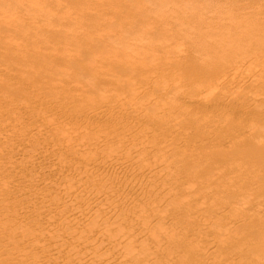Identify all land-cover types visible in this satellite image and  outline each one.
I'll use <instances>...</instances> for the list:
<instances>
[{"label":"bare ground","instance_id":"bare-ground-1","mask_svg":"<svg viewBox=\"0 0 264 264\" xmlns=\"http://www.w3.org/2000/svg\"><path fill=\"white\" fill-rule=\"evenodd\" d=\"M260 1L0 0V264H264Z\"/></svg>","mask_w":264,"mask_h":264},{"label":"rangeland","instance_id":"rangeland-1","mask_svg":"<svg viewBox=\"0 0 264 264\" xmlns=\"http://www.w3.org/2000/svg\"><path fill=\"white\" fill-rule=\"evenodd\" d=\"M71 0H30V2H28V4H26V5H24V6H22L21 8H20V10H22V11H30V5L32 4L33 5V8H34V10H36V11H47V12H50L51 14L52 13H56V12H59V11H66V10H68L69 9V4H68V2H70ZM72 1H74V0H72ZM152 1V3L153 2H155V1H157V0H150V2ZM218 1V0H217ZM222 1H225V2H227V0H222ZM231 1V0H230ZM150 2H148V4H151ZM228 2H229V0H228ZM260 2H262V3H264V1L263 0H261ZM9 9H11L12 11H15L17 8H16V6H11V8H9ZM138 10L140 9V7L139 8H137ZM5 15L6 14H1L0 15V17H2V18H5ZM182 17H181V16ZM36 16H38V18H39V16L40 15H38V14H36ZM178 17H181V18H183L184 20H186V19H188L190 16H188V14L186 15L185 14V16L183 15V14H178L177 15ZM191 18V17H190ZM40 19V18H39ZM189 20V19H188ZM202 42V43H201ZM201 42H199V44H201V45H199V44H197L196 43V47H194V51H197V50H199V48L201 49L202 48V44L204 43V41H201ZM205 43L207 44V45H209V48H210V43H207L206 41H205ZM204 43V44H205ZM204 44H203V48H202V50L203 49H208L207 47V45L205 44V48H204ZM195 45V44H194ZM197 45H199V46H197ZM207 46V47H206ZM182 47H184V46H182ZM198 47V48H197ZM196 48H197V50H196ZM211 63V62H210ZM212 64V63H211ZM211 64H209V63H207L206 65L207 66H205L204 65V67H205V69L208 67H210V68H212V66H214L215 67V65H214V63H213V65H211ZM211 65V66H210ZM207 68V69H208ZM152 72H154V73H156V72H161V69L160 68H155V69H153L152 70ZM252 86H253V84H252ZM207 96V94H204V97H206ZM202 97H203V95H202ZM182 98V97H181ZM181 98H179V100L178 101H180V104L182 103L181 101H184V103H187L186 102V100L183 98L182 100H181ZM178 101H177V103H178ZM183 103V104H184ZM208 166H206V165H202V166H206V167H201L202 168V174H208V173H210V172H216V169H217V164H213V163H210V164H207ZM201 166V165H200ZM210 166H211V168H210ZM199 169H201L200 167H198ZM206 168H208V169H206ZM212 168H214L213 170H212ZM212 170V171H211ZM215 170V171H214ZM200 171V170H199ZM47 173V172H46ZM52 174V175H51ZM55 174H56V172H54V176H53V173L51 172L50 173V176H51V178H52V180L53 179H55L56 177H57V175L55 176ZM233 174V175H232ZM235 174H236V172H234V171H232V173H230V175L227 177V178H229V177H234L235 176ZM188 186V185H187ZM194 212H195V214L197 213V209H196V206H197V203H199V206H200V208H206V206H208L209 205V202L207 203V202H205V203H207V204H205L204 203V201H201L200 202V200H198V198L200 197L201 199L203 198L202 197V195H201V193H200V191L196 188V185L194 184ZM200 193V194H199ZM195 197H196V199H197V201H196V199H195ZM199 198V199H200ZM205 199V198H204ZM199 201V202H198ZM197 237H199V238H197ZM209 237V236H208ZM208 237L207 236H205V237H203V235H201V236H194V241H196L197 239H198V241H199V244L197 243L198 241H196V243H194V246H196V247H198L197 245H199V246H201L203 243H204V241L205 240H207L208 239ZM201 238H202V240H201ZM206 238V239H205ZM204 239V240H203ZM194 264H199V262L197 263V262H194Z\"/></svg>","mask_w":264,"mask_h":264}]
</instances>
